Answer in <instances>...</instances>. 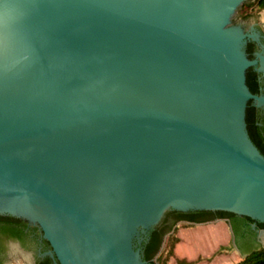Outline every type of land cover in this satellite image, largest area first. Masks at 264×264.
<instances>
[{"label":"water","instance_id":"95a60500","mask_svg":"<svg viewBox=\"0 0 264 264\" xmlns=\"http://www.w3.org/2000/svg\"><path fill=\"white\" fill-rule=\"evenodd\" d=\"M244 2L0 0V215L36 227L41 256L146 264L167 211L249 217L264 244Z\"/></svg>","mask_w":264,"mask_h":264},{"label":"flooded vegetation","instance_id":"af4514ba","mask_svg":"<svg viewBox=\"0 0 264 264\" xmlns=\"http://www.w3.org/2000/svg\"><path fill=\"white\" fill-rule=\"evenodd\" d=\"M250 8L257 6L254 3L255 0H247ZM235 22L241 23L247 32L256 31L259 36L257 40H248L246 44V52L249 59H255L256 54L260 53L264 55V23L262 21L256 20L253 14L250 13L248 18H243L242 16L235 18ZM259 63L255 66L248 68L249 76H253L254 82L250 83L249 89L254 94L264 93V78L261 73H259L256 68ZM252 107H254L251 104ZM255 119L258 121L260 126L264 123V108L254 107ZM183 213V212H182ZM187 213V212H186ZM211 214H203L198 216V219L204 217H209ZM179 216L178 213L171 211L167 214L166 218L159 223V229L161 231L169 230L165 233L169 235L171 230L174 229L179 224H187L189 226L203 225L215 220H225L224 218H209L203 221H190V220H177ZM228 223V221H227ZM252 222L249 225H243L239 221H235V226L238 230V234L235 235L231 228V242L232 245L244 256L245 253L242 252L241 248H249L253 250L264 246L259 245L260 241L256 235V232L251 228ZM230 224V223H228ZM231 227V226H230ZM49 250V247L45 244V240L42 238L40 231L32 225H29L23 220H3L0 219V264H9L13 258L20 257L23 254H28L30 259L37 264V259H43L41 254Z\"/></svg>","mask_w":264,"mask_h":264},{"label":"trees","instance_id":"16d2710c","mask_svg":"<svg viewBox=\"0 0 264 264\" xmlns=\"http://www.w3.org/2000/svg\"><path fill=\"white\" fill-rule=\"evenodd\" d=\"M252 4H255L258 9L264 8V0H255L254 3ZM250 5L251 4L244 2L241 8H243L244 6H250ZM249 16H250L249 13L242 15L243 18H248ZM248 73L249 72L247 70L246 83L249 87L250 83L254 82L255 80L253 76H249ZM245 120L247 124V132L249 134L250 139L252 140L254 145L258 148L260 153L264 156V123L262 126L258 124V121H256L255 119L254 107L251 106L250 102L248 103V106L246 108ZM170 212L171 211H167L165 213L162 221L166 218L167 214H169ZM174 212L179 214L176 221L177 220L203 221V220H208L209 218L211 219L212 218H224L228 221V223H230V226L235 235L238 234V230L235 226L236 220L242 223L243 225H249L248 223L253 221L249 217L238 216L233 213L224 212V211H189L187 213H182L179 211H174ZM203 214L204 215L211 214V215L209 217H204L202 219L197 218L198 216L203 215ZM0 219L22 220L16 217L8 216V215H0ZM256 228L264 229V224L256 222ZM169 230L161 231L159 229V226L157 225L154 229H152L149 232L147 241H145L142 244V258L143 260L146 261V264H164V262L160 259L159 251L163 243L165 233L168 232ZM175 230L176 228L172 229L171 232H175ZM177 241H178V238L173 239V243H176ZM45 244L49 247V244L47 243V241H45ZM239 249L242 250V252L245 254L237 264H264V246L255 248L253 250H249V248H241V247H239ZM172 250H173V245L171 244V247L169 248L168 253L172 254ZM37 264H53V262H52V259L46 256L43 259H37ZM177 264H190V262L186 261L185 259H180V260H177Z\"/></svg>","mask_w":264,"mask_h":264},{"label":"rangeland","instance_id":"374dc122","mask_svg":"<svg viewBox=\"0 0 264 264\" xmlns=\"http://www.w3.org/2000/svg\"><path fill=\"white\" fill-rule=\"evenodd\" d=\"M248 1L246 0V3ZM242 7V6H241ZM246 13H252L253 17L256 20L262 21L264 23V8L258 9L256 7L250 8V6H244L240 10H238L236 14V18L240 17ZM225 225V229L222 228L219 229V236L222 238V242L216 247L213 246H207V255L204 257H201L200 254L197 258L193 259L195 262H201L203 261L204 264H237L243 255H236L234 252H232V242H231V231L229 229L228 223L218 224L206 227L202 230H179L176 232H173L167 239L163 240V243L161 245L159 255L160 259L164 262V264H177V260H180L179 256L177 255V252L175 250V243H173V239L177 238V236L181 233H187V234H204L209 233V231L214 230L215 228ZM225 234L226 239H225ZM216 239V238H215ZM218 240V239H216ZM171 244L173 245L172 254L168 253L169 248L171 247ZM181 253H186L189 250L187 248H180L179 250ZM184 259V258H182ZM9 264H28V262L25 260L23 256L13 258L11 263Z\"/></svg>","mask_w":264,"mask_h":264},{"label":"crops","instance_id":"0c3cea01","mask_svg":"<svg viewBox=\"0 0 264 264\" xmlns=\"http://www.w3.org/2000/svg\"><path fill=\"white\" fill-rule=\"evenodd\" d=\"M222 228L226 231V226L221 225L214 230L209 231V233L204 234H187V233H181L177 236L178 241L175 243L176 247L175 250L177 252V255L180 259L184 258L186 261L190 262V264H204L203 261L195 262L193 259L197 258L200 254L201 257H204V255H207V246H213L216 247L222 242V238L218 235L219 229ZM225 234V239H226ZM218 240H216V239ZM180 248H187L189 251L186 253H181L179 250ZM208 256V255H207ZM213 264V263H212Z\"/></svg>","mask_w":264,"mask_h":264}]
</instances>
